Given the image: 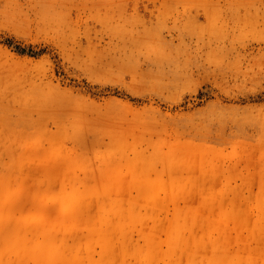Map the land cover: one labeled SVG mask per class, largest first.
Listing matches in <instances>:
<instances>
[{
	"label": "rangeland",
	"instance_id": "rangeland-1",
	"mask_svg": "<svg viewBox=\"0 0 264 264\" xmlns=\"http://www.w3.org/2000/svg\"><path fill=\"white\" fill-rule=\"evenodd\" d=\"M0 264H264V0H0Z\"/></svg>",
	"mask_w": 264,
	"mask_h": 264
}]
</instances>
